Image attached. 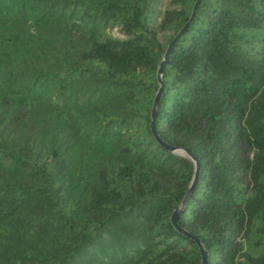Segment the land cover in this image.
<instances>
[{
    "label": "trees",
    "instance_id": "obj_1",
    "mask_svg": "<svg viewBox=\"0 0 264 264\" xmlns=\"http://www.w3.org/2000/svg\"><path fill=\"white\" fill-rule=\"evenodd\" d=\"M162 2L0 0V264H201L175 211L264 264V0L201 1L153 132L196 0Z\"/></svg>",
    "mask_w": 264,
    "mask_h": 264
},
{
    "label": "water",
    "instance_id": "obj_2",
    "mask_svg": "<svg viewBox=\"0 0 264 264\" xmlns=\"http://www.w3.org/2000/svg\"><path fill=\"white\" fill-rule=\"evenodd\" d=\"M202 0H196V2L194 3V6L192 8V12H191V15L189 17V20L188 22L182 27V29L177 33V35L172 39V41L169 43L168 47H167V50L164 54V57H163V60L161 61V63L159 64L158 66V69H157V81L159 83V89L155 95V98H154V101H153V106H152V112H151V117H152V121H151V127H152V131L154 132V126H155V115H156V109L159 105V101H160V97H161V93H162V71H163V67L165 65V62L168 58V55L169 53L171 52L175 42L184 34V32L187 30V28L189 27V25L192 23L193 19H194V16L199 8V5L201 3ZM158 143L160 145H162L165 149H167L168 151L172 152V153H175V154H178V155H181V156H185V157H188L192 162H193V165H194V174H193V178H192V182L181 202V207H183L186 203V201L188 200V198L190 197L194 187H195V184L197 182V179H198V174H199V163H198V159L193 156L191 154V152L189 151V149H186V148H183V149H180V148H175V147H171V146H167L165 145L157 136H155ZM178 211H175L172 216H171V222L172 224L174 225V227L179 230L180 232H182L183 234H185L186 236L190 237L191 239H193V241H195L199 247V250H200V254H201V264H207V261H208V255L207 253L205 252L202 244L200 243V240H198L197 238L193 237V236H190L189 234L185 233L184 231H182L177 225H176V215H177Z\"/></svg>",
    "mask_w": 264,
    "mask_h": 264
},
{
    "label": "rangeland",
    "instance_id": "obj_3",
    "mask_svg": "<svg viewBox=\"0 0 264 264\" xmlns=\"http://www.w3.org/2000/svg\"><path fill=\"white\" fill-rule=\"evenodd\" d=\"M167 2H168V0H163V2L159 6V12H162L166 8ZM156 21H158V20L156 19ZM113 32L117 36H122V34L118 33V30L116 28H114ZM161 38H164V37L161 35Z\"/></svg>",
    "mask_w": 264,
    "mask_h": 264
}]
</instances>
